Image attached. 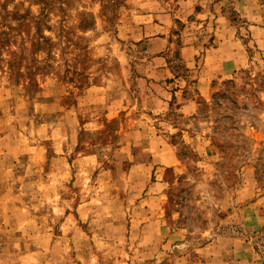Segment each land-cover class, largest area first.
Instances as JSON below:
<instances>
[{
    "label": "rangeland",
    "instance_id": "rangeland-1",
    "mask_svg": "<svg viewBox=\"0 0 264 264\" xmlns=\"http://www.w3.org/2000/svg\"><path fill=\"white\" fill-rule=\"evenodd\" d=\"M0 264H264V0H0Z\"/></svg>",
    "mask_w": 264,
    "mask_h": 264
}]
</instances>
